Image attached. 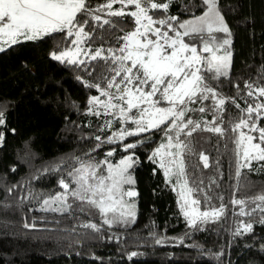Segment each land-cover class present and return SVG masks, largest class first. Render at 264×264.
<instances>
[{
  "label": "trees",
  "instance_id": "16d2710c",
  "mask_svg": "<svg viewBox=\"0 0 264 264\" xmlns=\"http://www.w3.org/2000/svg\"><path fill=\"white\" fill-rule=\"evenodd\" d=\"M89 3L95 8L106 0ZM218 7L231 31L232 64L229 77L220 78L217 91L225 97H234L241 108L247 104L254 106L264 101V97L258 100L255 91L248 96L245 84H253V90L257 85L264 86V0H219ZM119 8V4L114 7ZM206 10L203 0H173L167 13L157 11L156 15L176 16L184 21ZM98 14L102 17L105 12ZM108 19L117 26L104 25L102 19L100 22L89 19L94 33L83 43L84 47L95 51L122 46L123 42L117 43L116 38L132 30L131 19L127 16ZM214 35L228 38L226 34ZM74 39V35L54 33L0 52V110L5 118V124L0 125V132L4 133L0 144V264H264V223L260 222L264 219V211L260 210L264 204L257 201L260 204L257 208L251 202L252 197L264 193V169L244 168L237 176L238 158L230 123L237 120L240 110L230 101L225 103L220 114L222 120H216L218 125L229 129L224 136L200 129L190 137L180 136L181 141L190 142L191 151L185 150L183 155L188 186L200 188L211 197L206 202L199 192L193 193V198L200 200L199 210L219 208L221 204L226 209L219 221H209L199 231L194 230L179 207L174 176L169 183L164 170L149 159L160 143H167L163 131L153 129L115 143L95 139L100 136L106 140L122 127L135 126L131 122L120 123L114 111L100 116L89 113L88 101L98 96L99 90L87 87L85 82L99 83L104 88L103 78L112 73L99 58H86L83 64L52 59L53 51L74 49L76 45L71 43ZM212 103L210 100L190 105L193 111L186 113L185 121H212L214 111H195L201 106L207 109ZM106 120L112 121L110 128H104ZM260 123L264 126V120ZM190 129L191 125L184 131ZM145 137L150 140L141 147L123 151L124 144ZM113 149L115 154L107 157V152ZM133 151L138 158L130 170L136 181L132 187L138 192L132 198L137 205L134 223L105 225L97 209L71 195L69 212L41 210L44 199L65 191L60 186L61 179L70 183L69 192L75 187L68 176V172L80 166L74 158L79 157L85 163L107 158L116 164ZM202 156L208 157L207 167ZM57 166L59 170L54 171ZM256 168L257 163L252 166ZM232 199H246L245 211H256L240 216L241 206L233 205ZM80 207L85 210L80 211ZM86 222L96 223L101 231L82 227ZM241 222L251 223L253 230L233 235ZM157 238L165 242L157 244ZM131 252L138 255L129 260Z\"/></svg>",
  "mask_w": 264,
  "mask_h": 264
},
{
  "label": "snow or ice",
  "instance_id": "6c2138e0",
  "mask_svg": "<svg viewBox=\"0 0 264 264\" xmlns=\"http://www.w3.org/2000/svg\"><path fill=\"white\" fill-rule=\"evenodd\" d=\"M172 2L173 0H106L105 4L93 8L89 0H0V52L24 41H38L54 33H66L68 37L75 36L71 43L77 46L75 49L65 48L58 53L53 51L50 54L52 59L62 63L67 61L69 64H83L85 61L78 59L81 52L85 51L80 45L90 40L94 33V28L89 26V19L100 22L102 17L98 13L103 12H107L109 17H129L134 27L116 38L117 43L123 42L122 46L98 48L91 55V60H104L112 73L110 77L103 78L104 88L99 83L86 81L85 84L99 90V95L92 96L88 101L90 114L110 115L114 110L120 123L127 124L130 121L135 127H122L106 140H101L100 136L95 139L101 143H115L153 129L163 131L167 143H160L150 153L149 159L164 170L169 183L173 176L176 177L174 189H179V207L188 225L199 231L209 221H219L226 209L221 204L219 208L212 206L211 210H199L200 200L194 199L193 193L199 192L206 202L211 197L200 188L188 186L183 155L185 150L191 149L190 142L181 141V134L190 137L200 129L224 136L229 129L218 125L216 120H222L220 114L224 111L225 103L230 101L240 110L237 120L230 123L236 146L234 152L238 158L237 176L244 168L260 171L264 169V164L260 163L264 162V126L260 123L264 120V101L241 108L234 97H225L217 91L220 78L229 77L232 59L231 31L219 10V0H203L207 10L190 20L179 21L176 16L156 15L157 11L167 13ZM117 3L120 8L113 10V4ZM128 6H133L134 10L127 11ZM103 24L117 26L110 19H103ZM85 27H88L87 32ZM119 30L124 31L123 28ZM215 33L226 34L228 38H218ZM185 37H189L187 42ZM104 52L108 54L103 55ZM236 87L239 90V85ZM245 88L250 97L254 91L258 93V100L264 97V86L257 85L253 90V84L246 83ZM101 97L106 99L102 100ZM210 100L213 103L207 109L201 106L195 111H214L215 119L185 121L186 113L193 111L190 105ZM163 104L167 106H161ZM4 124V111L0 110V125ZM162 125L168 127L161 128ZM189 125L191 129L185 132ZM111 126L112 121L106 120L104 128ZM3 140L4 133L0 132V144ZM149 140V137H145L124 144L123 151L135 150ZM114 154L113 149L106 155L111 157ZM74 159L80 166L68 172V176L72 178L71 184L75 187L69 192L70 183L61 179L59 183L65 191L44 199L41 210L61 214L69 212L72 205L68 203V196L71 195L75 200L97 209L105 225L134 223L136 202L131 198L138 196V192L132 187L136 181L129 170L138 163L135 152L122 157L116 164L107 158L88 163L79 157ZM202 159L207 167L208 157L202 156ZM253 161L257 163L256 169H252ZM58 170L59 166L54 169ZM125 185L129 187L125 188ZM257 201L264 204V193L251 198L253 204H257ZM231 203L241 206L238 213L240 216L251 215L252 211H256H245L248 203L246 199H232ZM54 204L59 206L52 207ZM260 204H257V208H260ZM79 210L85 209L80 207ZM260 210L264 211V208ZM260 222L264 223V219ZM81 226L97 233L101 231L96 223L86 222ZM252 230L251 223L241 222L233 235ZM164 242V239H156L157 244ZM137 255V252H131L128 259Z\"/></svg>",
  "mask_w": 264,
  "mask_h": 264
},
{
  "label": "rangeland",
  "instance_id": "374dc122",
  "mask_svg": "<svg viewBox=\"0 0 264 264\" xmlns=\"http://www.w3.org/2000/svg\"><path fill=\"white\" fill-rule=\"evenodd\" d=\"M118 4V3H117ZM117 4H113V10H115L114 9V7H115V5H117ZM128 7H132L133 8V10H134V7L133 6H128ZM222 14V13H221ZM108 15H107V12H105V14H102V20L103 19H108ZM191 19H194V18H191ZM225 19V18H224ZM190 20V19H189ZM171 35V34H170ZM25 42V41H24ZM231 44H232V42H231ZM77 46V45H76ZM80 47L82 48V49H84L85 51H82L81 52V54H80V56L78 57V59H80V60H85L86 58H91V55L92 54H94V52L95 51H91L90 49H87L86 47H84V45L83 44H81L80 45ZM7 49V48H6ZM75 49V48H74ZM231 64H232V59H231ZM102 100H104V99H106L105 97H104V99L103 98H101ZM101 112L103 111L102 109H99ZM114 111V110H113ZM135 111V110H134ZM115 112V111H114ZM116 119H119L118 117H116ZM130 122V121H129ZM170 123V122H169ZM246 131V130H245ZM256 162L255 161H253V164H252V166H254V164H255ZM159 165V164H158ZM131 170V169H130ZM129 170V171H130ZM130 173H131V171H130ZM132 174V173H131ZM133 175V174H132ZM173 179L176 181V177L174 176L173 177ZM175 183L176 182H174V185H175ZM178 188H175V191L178 193ZM48 198V197H47ZM134 198V197H133ZM132 199V198H131ZM193 207H196L195 205L193 206ZM136 209H137V205H136Z\"/></svg>",
  "mask_w": 264,
  "mask_h": 264
}]
</instances>
